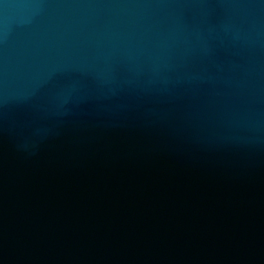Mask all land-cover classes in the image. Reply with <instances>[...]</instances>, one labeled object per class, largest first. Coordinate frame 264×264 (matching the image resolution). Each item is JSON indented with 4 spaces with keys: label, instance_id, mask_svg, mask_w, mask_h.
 Returning a JSON list of instances; mask_svg holds the SVG:
<instances>
[{
    "label": "water",
    "instance_id": "obj_1",
    "mask_svg": "<svg viewBox=\"0 0 264 264\" xmlns=\"http://www.w3.org/2000/svg\"><path fill=\"white\" fill-rule=\"evenodd\" d=\"M0 264H264V0H0Z\"/></svg>",
    "mask_w": 264,
    "mask_h": 264
}]
</instances>
